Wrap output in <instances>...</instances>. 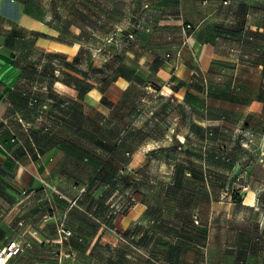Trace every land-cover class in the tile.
I'll return each instance as SVG.
<instances>
[{
	"label": "rangeland",
	"instance_id": "374dc122",
	"mask_svg": "<svg viewBox=\"0 0 264 264\" xmlns=\"http://www.w3.org/2000/svg\"><path fill=\"white\" fill-rule=\"evenodd\" d=\"M224 1L51 0L49 17L76 49L41 71L52 84L78 80L80 101L47 89L64 153L47 158L32 192L0 191L2 235L29 242L14 264H203L222 248L253 264L252 252H264V129H244L247 103L264 98V0ZM175 3L188 16L217 9L203 27L217 37L210 72L189 61L112 107L84 102L88 87L109 88L127 70L130 47L107 41L115 32H134L157 57L172 52L181 40L159 19ZM43 81L38 73V94ZM252 191L258 204L246 200Z\"/></svg>",
	"mask_w": 264,
	"mask_h": 264
},
{
	"label": "crops",
	"instance_id": "0c3cea01",
	"mask_svg": "<svg viewBox=\"0 0 264 264\" xmlns=\"http://www.w3.org/2000/svg\"><path fill=\"white\" fill-rule=\"evenodd\" d=\"M173 9L159 19L161 24L172 26L169 28L181 40L172 52L157 57L153 48L141 43L124 50L122 62L127 70L119 73L109 88L98 90L96 85L88 87L83 95L84 102L99 111L102 106L112 107L111 101L115 103L132 85L144 86L150 81L166 82L179 77L185 69V62L189 61H196L199 72H210L217 53V37L203 27L216 18L217 9L192 16H188L179 3ZM51 12V0H0V191L12 195L26 194L40 186L52 165L47 158L52 160L51 155L57 158L64 153V140L57 135L59 126H55L47 136L36 135L35 132L49 124L50 119L37 115V109L29 105L28 97L37 94L46 106H51L52 95L49 96L47 89L52 88L60 91L69 103L80 101L78 80H57L52 84L51 72L41 71L45 61H63L76 49L64 37L61 27L49 17ZM185 17L193 24L191 31L185 29L190 23H183ZM38 73H42L44 79L40 94L36 86ZM110 89L115 91V99L111 97ZM246 106L254 119L245 123L244 129L262 131L264 98L254 95ZM50 123L54 125L52 121ZM250 194L246 199L249 205L258 204V200L250 197L253 191ZM10 239L17 238L3 236L0 231V246ZM31 251L28 250L26 256H33ZM251 255L253 264H264L263 251L252 252ZM249 256V252L232 253L222 248L216 258L210 255L203 264H250Z\"/></svg>",
	"mask_w": 264,
	"mask_h": 264
},
{
	"label": "built area",
	"instance_id": "2783aa9c",
	"mask_svg": "<svg viewBox=\"0 0 264 264\" xmlns=\"http://www.w3.org/2000/svg\"><path fill=\"white\" fill-rule=\"evenodd\" d=\"M203 3H206L207 0H202ZM229 0L224 1V3H228ZM190 25L186 24V28H189ZM122 36L120 39L119 37ZM135 36L136 34L134 32H125L123 35H121L119 32H115L112 36L108 38V42H111L112 39L114 41H123L125 47H134L136 46L135 43ZM34 103V99H30L29 104L32 105ZM47 108L46 105L41 106V110H45ZM44 119H48L50 115H47L44 113L41 115ZM44 130H48V126H44ZM29 246V242L19 240V239H10L4 242L0 246V264H11V261L13 258L24 252L25 248Z\"/></svg>",
	"mask_w": 264,
	"mask_h": 264
},
{
	"label": "trees",
	"instance_id": "16d2710c",
	"mask_svg": "<svg viewBox=\"0 0 264 264\" xmlns=\"http://www.w3.org/2000/svg\"><path fill=\"white\" fill-rule=\"evenodd\" d=\"M28 98L34 99V103L31 105V107H34L35 109H37L36 110L37 111V115L40 116V115H43L44 113H46L47 115H50L49 118H48V119H50L49 124H46V125L41 126L40 129L35 132L36 135H41L40 134V131H43L42 132L44 134L43 136H47L48 134H51L52 133L53 129H55L54 128L55 126H59V123H60V125L63 123L62 118L61 117L60 118L58 117L59 116L58 112L55 109L52 110V107H53V103L54 102L51 104V106L48 105L45 110H41V106L42 105H45V104H44V102H42V100H41V98H40L39 95H37V94H31V96H29ZM30 99H29V102H30ZM60 105H61L60 102H55V106L62 107ZM51 121L54 123V125L52 123H50ZM44 126H48V130L47 131L44 130ZM63 146H64V144H63Z\"/></svg>",
	"mask_w": 264,
	"mask_h": 264
},
{
	"label": "bare ground",
	"instance_id": "6f19581e",
	"mask_svg": "<svg viewBox=\"0 0 264 264\" xmlns=\"http://www.w3.org/2000/svg\"><path fill=\"white\" fill-rule=\"evenodd\" d=\"M97 96V95H96Z\"/></svg>",
	"mask_w": 264,
	"mask_h": 264
}]
</instances>
